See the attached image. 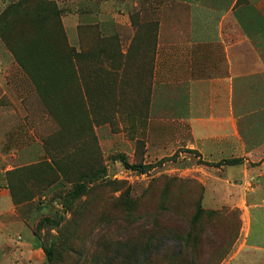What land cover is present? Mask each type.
<instances>
[{"label": "rangeland", "instance_id": "rangeland-1", "mask_svg": "<svg viewBox=\"0 0 264 264\" xmlns=\"http://www.w3.org/2000/svg\"><path fill=\"white\" fill-rule=\"evenodd\" d=\"M112 1H106L107 13L124 10L134 29H158L162 10L172 5L167 0ZM2 2L0 105L36 108L50 102L56 111L48 114L51 122L44 123L38 113L14 119L25 123L34 141L32 147H16L24 150L23 164L10 179L18 213L41 248V258L34 256L31 263L72 264L78 257L69 251L70 245L76 253L83 249L98 260L135 255L156 223L170 230L169 235L200 236L199 264H220L230 256L240 234H245L240 211L206 207V191L213 186L215 174L222 173L186 148V129L169 124V145L157 151L160 130L148 119L150 99L129 96L131 85L137 83L130 79L129 71L135 73L130 57L137 51L121 54L117 41L111 35L101 38L105 33L95 24L80 29L79 42L72 45L62 17L74 9L76 0ZM149 45L150 51L152 42ZM14 58L27 65L28 72ZM115 69L122 72L114 74ZM144 70L148 71L147 65ZM34 71L74 81L55 82V86L35 83L29 77ZM42 84L50 94L47 103L38 93ZM90 176L98 181L88 185V194L70 199L74 185ZM198 207L202 212L193 222ZM44 245L53 249L54 262H46ZM159 245L150 248L141 264H166L168 255L187 253L172 236ZM81 260L78 264H84Z\"/></svg>", "mask_w": 264, "mask_h": 264}, {"label": "crops", "instance_id": "crops-1", "mask_svg": "<svg viewBox=\"0 0 264 264\" xmlns=\"http://www.w3.org/2000/svg\"><path fill=\"white\" fill-rule=\"evenodd\" d=\"M106 1L76 0L62 17L69 41L77 44L79 27L95 24L105 33L101 38L117 41L121 54L137 51L130 57V79L137 83L129 96L150 99L158 152L169 145L167 127L174 124L187 130L186 148L204 161L242 160L214 168L222 176L213 177L206 207H233L241 214L245 234L220 264H264V0H167L172 5L162 10L158 29H134L124 10L107 13ZM44 109L0 105V264L41 258L7 173L23 164L24 150L16 147L34 144L25 123L14 119L38 113L45 123L50 117Z\"/></svg>", "mask_w": 264, "mask_h": 264}, {"label": "trees", "instance_id": "trees-1", "mask_svg": "<svg viewBox=\"0 0 264 264\" xmlns=\"http://www.w3.org/2000/svg\"><path fill=\"white\" fill-rule=\"evenodd\" d=\"M86 26V25H85ZM84 26L79 27L78 30V35H80L81 37V30L83 29ZM80 31V32H79ZM15 61L18 63V65L25 71L26 73V69H27V65L23 64L21 61L17 60V58H14ZM26 67V68H25ZM53 70H56V67H53ZM28 72V71H27ZM32 81H34L35 83H47V82H52L54 83L55 86V82H60L62 83H72L74 80L70 79L69 76H65L64 79H59V75L54 73V74H49L47 77H43L40 76L38 73H36L35 71L33 72V74H31V76H29ZM58 80V81H57ZM38 93L40 94V98L44 100V102H46V94L49 93L47 92L46 86L44 84L38 85ZM47 92V93H46ZM51 92V91H50ZM50 98V94H47ZM47 103V102H46ZM50 102H48L46 105V107H50L51 109H47L48 113L53 114L56 113V111L54 110V107L49 105ZM55 117V116H54ZM56 118V117H55ZM121 162L125 165V166H129L128 163L125 161V159H123V157H121ZM242 160L238 159V158H233V159H226L217 163H209L206 162L207 165H211L214 167L220 166V165H235V164H239L241 163ZM16 170V169H15ZM12 173H14L13 171H10L7 173V178H8V182H9V188H10V192H11V175ZM86 179V177H85ZM98 181V178H95L94 176H90L87 178V180L84 182H80V183H76L73 187V189L69 192V198L70 199H78L79 197L83 196V195H87L89 189L91 188L90 186H88L89 184L92 185L94 183H96ZM12 195V193H11ZM13 198V196H12ZM14 200V199H13ZM15 203V202H14ZM202 209L198 207L197 209V213L196 215L193 217V222H195L197 220L198 217H200L201 215V211ZM171 233L170 230H168L167 228H162L159 227L158 224H155L154 230L151 233V235L147 237L146 241L143 242V246L140 249V251L138 253H136L135 255H131V256H114V257H110L109 256H105L102 257L101 259H97L94 254L88 253L85 250H81V253H76L75 250L76 247L70 245L69 246V251H71L73 253V255L77 258V261L79 262L81 259V261L84 264H141L146 260L145 255L148 253V251L150 250V248L155 245L157 243V245H161L163 239L165 237H173L175 238L180 246L182 247L183 251L186 250V254L185 255H181V250L175 254V255H168L165 260H166V264H199L200 261L199 259H197L198 257V253L196 251V249L198 248V244H197V238L199 239L200 236H198L197 234H193V233H189V232H185V233H176V234H172L169 235ZM88 239V238H87ZM86 239V241H87ZM89 242V239H88ZM159 245V246H160ZM43 248V252H44V256L46 259L47 263H52L54 262V257H53V249L52 248H47L45 245L42 247ZM218 248V247H217ZM191 250V251H190ZM77 261H72V264H78Z\"/></svg>", "mask_w": 264, "mask_h": 264}]
</instances>
